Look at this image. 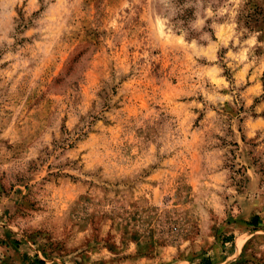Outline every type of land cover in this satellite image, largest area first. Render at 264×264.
<instances>
[{
    "label": "rangeland",
    "instance_id": "obj_1",
    "mask_svg": "<svg viewBox=\"0 0 264 264\" xmlns=\"http://www.w3.org/2000/svg\"><path fill=\"white\" fill-rule=\"evenodd\" d=\"M38 259L264 264V0H0V264Z\"/></svg>",
    "mask_w": 264,
    "mask_h": 264
},
{
    "label": "trees",
    "instance_id": "obj_2",
    "mask_svg": "<svg viewBox=\"0 0 264 264\" xmlns=\"http://www.w3.org/2000/svg\"><path fill=\"white\" fill-rule=\"evenodd\" d=\"M183 2H184V0H178L179 4H181ZM178 17H179V20H182V22H183L182 25H184L185 22L187 21V19L190 17V12L187 9H184L183 14L179 15ZM259 222H260L259 216L257 214H254L251 216L249 221H247V224L252 226L253 228H256V227H258ZM233 238H234V236L231 233L230 234H223L221 236L223 243L233 242ZM37 262H38V264H45L44 261H42L40 259H38ZM201 263L202 264H211L209 259H206V260L204 259Z\"/></svg>",
    "mask_w": 264,
    "mask_h": 264
}]
</instances>
